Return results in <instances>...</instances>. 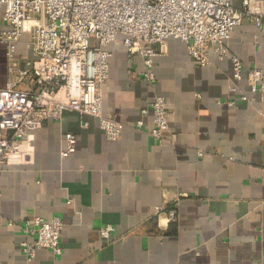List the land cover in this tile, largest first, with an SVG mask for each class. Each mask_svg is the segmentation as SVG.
Instances as JSON below:
<instances>
[{
	"label": "crops",
	"instance_id": "crops-1",
	"mask_svg": "<svg viewBox=\"0 0 264 264\" xmlns=\"http://www.w3.org/2000/svg\"><path fill=\"white\" fill-rule=\"evenodd\" d=\"M248 1L264 17V0ZM28 41L24 34L17 46L22 65L33 60ZM226 46L264 73V29L244 19ZM152 47L154 84L140 58L128 64L121 37L110 47L102 112L126 126L118 141H107L95 119L68 112L28 136L24 162L0 165V264H264V102L241 82L232 98L250 101L225 103L229 58L212 54L197 66L179 41ZM6 83L0 45V88ZM155 97L171 114L162 144L148 134L151 114L139 115ZM68 133L76 152L62 159ZM35 217L60 218L61 256L39 250L25 262L22 229ZM107 226L114 233L105 239L99 229Z\"/></svg>",
	"mask_w": 264,
	"mask_h": 264
},
{
	"label": "built area",
	"instance_id": "built-area-1",
	"mask_svg": "<svg viewBox=\"0 0 264 264\" xmlns=\"http://www.w3.org/2000/svg\"><path fill=\"white\" fill-rule=\"evenodd\" d=\"M241 10L230 0H0L3 28L0 45L5 49L7 83L0 88V165L24 162L27 138L46 122H60L65 113L73 112L95 119L105 139L116 142L125 125L107 118L102 112V87L109 79L112 53L110 47L122 38L126 58L132 65L143 62V78L154 84L153 59L169 40L186 46L188 56L197 66H208L210 55L219 60L229 58L232 83L225 103L229 107L251 98L239 93L237 84L245 82L250 93L264 102V73L245 66L229 54L226 42L244 19L259 30L264 17L253 15L249 1ZM27 34V46L33 60L22 65L17 46ZM151 114L153 127L148 134L158 144L166 141L171 114L161 97H155L139 110ZM87 126V123L84 124ZM138 121L135 129L142 130ZM61 158L76 152V136L65 134ZM167 220L177 219L175 208L166 212ZM60 218L45 221L35 217L25 221L24 241L20 251L26 263L39 250L62 255ZM114 228L99 229L108 239Z\"/></svg>",
	"mask_w": 264,
	"mask_h": 264
}]
</instances>
